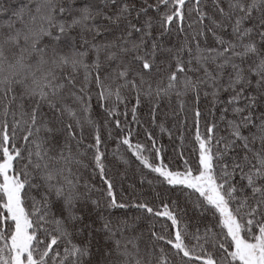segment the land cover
Masks as SVG:
<instances>
[{"label": "snow or ice", "instance_id": "6c2138e0", "mask_svg": "<svg viewBox=\"0 0 264 264\" xmlns=\"http://www.w3.org/2000/svg\"><path fill=\"white\" fill-rule=\"evenodd\" d=\"M0 264H264V0H0Z\"/></svg>", "mask_w": 264, "mask_h": 264}, {"label": "trees", "instance_id": "16d2710c", "mask_svg": "<svg viewBox=\"0 0 264 264\" xmlns=\"http://www.w3.org/2000/svg\"><path fill=\"white\" fill-rule=\"evenodd\" d=\"M163 143L167 146V151H168L169 153H171L172 150H173V146H172V144L168 141L167 136H165ZM176 143L178 144V141H177ZM133 179H134L135 181H137V182L139 181V177H138V176H137V177H133Z\"/></svg>", "mask_w": 264, "mask_h": 264}]
</instances>
